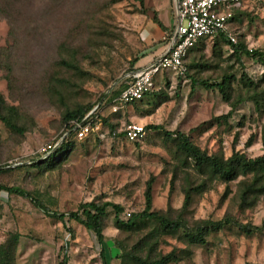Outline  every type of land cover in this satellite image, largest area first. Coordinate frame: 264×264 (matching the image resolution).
<instances>
[{
  "label": "rangeland",
  "instance_id": "rangeland-1",
  "mask_svg": "<svg viewBox=\"0 0 264 264\" xmlns=\"http://www.w3.org/2000/svg\"><path fill=\"white\" fill-rule=\"evenodd\" d=\"M174 6L173 0H0V97L6 115L16 109L15 128L0 118V166L28 162L41 145L61 143L71 135L65 130L71 111L91 107L104 122V136L79 141L74 135L71 149L54 160L0 171V185H19L61 213L91 201L119 203L126 221L128 213L145 209L151 183L153 210L180 221L181 229L168 233L154 221L121 229L109 208L103 229L109 264H148L173 251L179 260L170 264H264V194L243 203V182L250 177L227 183L197 168L176 138L184 133L222 163L235 154L262 155L264 103L256 108L244 82L264 77L261 63L236 54L225 38L207 39L190 53L187 75H159L143 101L112 113L134 62L166 41L155 21L172 33ZM230 28L248 49H264V0H248ZM224 78L229 100L214 87ZM202 80L211 86L195 84ZM131 122L148 126L143 140L122 134ZM221 221L223 227L212 230ZM199 226L211 227L206 242L189 243L186 233ZM0 245L11 264H60L65 253L67 264H103L93 231L4 189Z\"/></svg>",
  "mask_w": 264,
  "mask_h": 264
},
{
  "label": "trees",
  "instance_id": "trees-1",
  "mask_svg": "<svg viewBox=\"0 0 264 264\" xmlns=\"http://www.w3.org/2000/svg\"><path fill=\"white\" fill-rule=\"evenodd\" d=\"M239 9L240 7L233 8L232 20L234 19L235 14ZM155 22L161 27L162 30L167 32L165 40L169 42L171 38L170 29L162 21H160V19ZM216 37L225 38L227 41L231 42L227 37L226 33L221 32L214 37H208L203 39L200 43H202L207 39L216 38ZM198 45L192 48L185 58V67H186L185 75H187L190 71L189 63L187 62L189 55ZM232 46L234 47V52L236 54H239L240 51H243L254 57L259 63H261L264 66V49L250 50L247 48V46H245L244 44H240L239 42L236 45L232 44ZM129 80L130 78H128V81ZM127 82H126V86H127ZM244 82L248 86V90L250 92L249 95L253 94L251 95L252 97L250 99L255 103L256 108L260 109L262 103H264V90L260 92L258 90L259 88H261V86L264 83V77L258 82L252 81L251 79H248V81H244ZM195 84L203 85L206 87L211 86L209 83L203 80L195 81ZM125 87L115 93L116 97L113 100V102H115L119 98L120 94L125 89ZM214 87L217 88L227 100L230 99L229 79L224 78L222 82H216L214 84ZM153 91L154 89L146 93V95L140 101H143ZM5 106L6 104L3 97H0V118L3 122L6 123V125H8L11 128H15V125L11 121V118L13 117V115L16 114L13 113L16 112L15 111L16 109L13 106L10 107L12 114L9 116L6 115V113H4ZM96 110L97 109L94 110L90 107L82 110L71 111L67 115L66 129H65L66 131L71 132L70 136H67L65 139H63L60 145L49 156L35 154V156L30 161L23 162L22 164L17 166H13V168H18V167L21 168L25 166H40L41 164L54 160L55 158L61 156L63 153L68 152L71 149L73 143L72 138H74V135L76 133L75 128L77 126V123L82 122L85 119V117L92 111L93 112L90 115V117L98 116L102 120V117H100L99 113ZM150 127L156 129L160 128L158 126H150ZM146 128L147 130L149 129L147 125ZM124 130L122 131V134H124L125 136ZM165 134L171 137H173L174 135V133H170L168 131H165ZM176 138L179 141L180 149L187 155V157L193 159L195 166L197 168L201 170L208 169L213 176L219 177L224 182L227 183L232 182L238 179L239 177H244V178L250 177V180L243 182V189L241 193V200L243 203L248 202V199L250 198L251 194L254 193H258L261 195L264 194V153L257 157H248L245 154H235L226 163H222L217 156L209 155L204 151H202L199 146L193 144L184 133L177 132ZM8 165L10 164L1 165L0 171H7L8 169H12V167H6ZM0 189H4L8 191L9 194H15L30 199L31 202L37 208L41 209L47 215L55 216L62 221H64L65 218L68 216L70 219L78 221L79 223L83 224L87 229L93 231L96 234L98 241L102 246L101 255H102L103 264H108V261L106 259V248L104 246L105 236L103 233V229H104V220L108 216L109 208H112L114 210L116 223L121 229L136 230V228L140 226L139 223L141 221L158 222L160 227L165 232L168 233L175 232L181 229L182 227L181 225L182 223L180 221L171 220L168 217H166L164 214H161L160 212L153 210V193H152L151 183L148 184L146 190L145 209L135 214L130 213L129 219L126 221L121 219V214L124 212V207L119 203H115L111 201H103V202L91 201L81 205L80 209L77 211H72L69 213H61L58 211H52L50 207H48L43 200L33 196L28 190L24 189L19 185H13V186L0 185ZM222 227H223V223L221 221L216 224H213L212 230H219ZM210 231H211V227L209 226L206 227L199 226L194 232L193 231L187 232L186 238L188 242L191 244H204L206 242L205 236ZM178 260L179 257L173 251L167 255L161 256L159 259L150 261V263L148 264H170ZM10 261H11V255L9 254L6 245H0V264H11ZM67 261H68V256L65 253L60 264H67ZM246 264H263V263H246Z\"/></svg>",
  "mask_w": 264,
  "mask_h": 264
},
{
  "label": "built area",
  "instance_id": "built-area-1",
  "mask_svg": "<svg viewBox=\"0 0 264 264\" xmlns=\"http://www.w3.org/2000/svg\"><path fill=\"white\" fill-rule=\"evenodd\" d=\"M173 1L175 2L176 21L166 51L154 63L136 70L129 76L130 80L127 82V86L111 105L113 113L133 102L140 101L146 93L155 88L159 75L164 76L166 73L185 75V58L189 51L203 39L224 32L233 45L238 43L236 34L230 28L233 8L245 5L248 0ZM232 48L234 51L233 46ZM92 112L82 122L77 123L75 137L79 141L95 134L99 137L104 136L102 133L103 122L98 116L90 117ZM124 132L127 140L135 142L143 140L148 130L144 124L131 122L126 126ZM59 145V142L49 141L41 145L36 154L49 156ZM22 163H11L6 167Z\"/></svg>",
  "mask_w": 264,
  "mask_h": 264
},
{
  "label": "crops",
  "instance_id": "crops-1",
  "mask_svg": "<svg viewBox=\"0 0 264 264\" xmlns=\"http://www.w3.org/2000/svg\"><path fill=\"white\" fill-rule=\"evenodd\" d=\"M167 27H168V25H167ZM159 35H160V40H162V39H164L166 37L167 32L161 29V31L159 32ZM164 44L166 46H164ZM167 47H168V41H165V42H162L159 45H156L154 47L147 48L143 52V54L140 57H138L137 61L134 64V67H133L134 71L132 73H134L138 69L144 68V67L154 63L161 55L164 54V52L166 51ZM136 123H141V122H136ZM141 124H143V123H141ZM106 259L108 261V257L107 256H106Z\"/></svg>",
  "mask_w": 264,
  "mask_h": 264
}]
</instances>
